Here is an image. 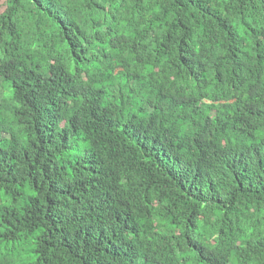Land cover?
I'll return each instance as SVG.
<instances>
[{
	"label": "trees",
	"instance_id": "16d2710c",
	"mask_svg": "<svg viewBox=\"0 0 264 264\" xmlns=\"http://www.w3.org/2000/svg\"><path fill=\"white\" fill-rule=\"evenodd\" d=\"M0 264H264V0H5Z\"/></svg>",
	"mask_w": 264,
	"mask_h": 264
},
{
	"label": "rangeland",
	"instance_id": "374dc122",
	"mask_svg": "<svg viewBox=\"0 0 264 264\" xmlns=\"http://www.w3.org/2000/svg\"><path fill=\"white\" fill-rule=\"evenodd\" d=\"M5 8V0H0V12H2Z\"/></svg>",
	"mask_w": 264,
	"mask_h": 264
},
{
	"label": "bare ground",
	"instance_id": "6f19581e",
	"mask_svg": "<svg viewBox=\"0 0 264 264\" xmlns=\"http://www.w3.org/2000/svg\"><path fill=\"white\" fill-rule=\"evenodd\" d=\"M204 101H207V100H204ZM208 102V101H207Z\"/></svg>",
	"mask_w": 264,
	"mask_h": 264
}]
</instances>
